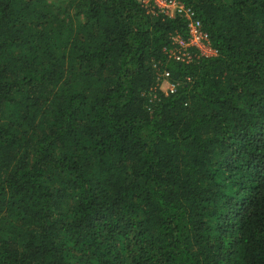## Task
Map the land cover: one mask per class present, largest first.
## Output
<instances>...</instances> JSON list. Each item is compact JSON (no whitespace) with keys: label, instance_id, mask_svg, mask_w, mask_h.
<instances>
[{"label":"trees","instance_id":"trees-1","mask_svg":"<svg viewBox=\"0 0 264 264\" xmlns=\"http://www.w3.org/2000/svg\"><path fill=\"white\" fill-rule=\"evenodd\" d=\"M180 1L0 0V264H264V0Z\"/></svg>","mask_w":264,"mask_h":264},{"label":"built area","instance_id":"built-area-1","mask_svg":"<svg viewBox=\"0 0 264 264\" xmlns=\"http://www.w3.org/2000/svg\"><path fill=\"white\" fill-rule=\"evenodd\" d=\"M146 8L154 14H162L168 18L184 17L188 22L189 37L183 40L175 37L176 46L170 51L171 56L178 61L192 62L193 60L217 55L218 51L212 45L208 32L203 23L195 16L191 7L180 0H140ZM170 72L164 71L159 76L160 87L167 83V87L161 89L166 93H173L177 84L170 80Z\"/></svg>","mask_w":264,"mask_h":264},{"label":"rangeland","instance_id":"rangeland-1","mask_svg":"<svg viewBox=\"0 0 264 264\" xmlns=\"http://www.w3.org/2000/svg\"><path fill=\"white\" fill-rule=\"evenodd\" d=\"M50 1L52 2L53 5H55L57 9L59 8L63 9L62 11H64V9H68L69 7V0H50ZM66 12H68L67 14L70 15L72 18L74 19L77 18L75 9H71L70 11H66ZM161 87L165 89L167 87V83H163Z\"/></svg>","mask_w":264,"mask_h":264}]
</instances>
